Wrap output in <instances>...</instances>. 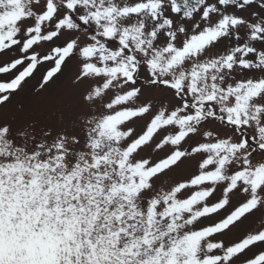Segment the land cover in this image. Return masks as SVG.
Listing matches in <instances>:
<instances>
[{"label":"snow or ice","instance_id":"snow-or-ice-1","mask_svg":"<svg viewBox=\"0 0 264 264\" xmlns=\"http://www.w3.org/2000/svg\"><path fill=\"white\" fill-rule=\"evenodd\" d=\"M0 264H264V0H0Z\"/></svg>","mask_w":264,"mask_h":264}]
</instances>
